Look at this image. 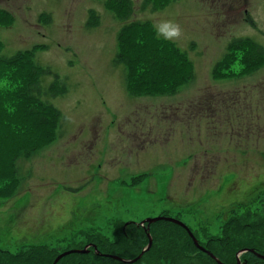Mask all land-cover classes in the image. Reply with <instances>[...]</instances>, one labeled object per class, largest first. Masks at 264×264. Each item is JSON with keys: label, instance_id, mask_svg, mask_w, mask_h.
Wrapping results in <instances>:
<instances>
[{"label": "rangeland", "instance_id": "obj_1", "mask_svg": "<svg viewBox=\"0 0 264 264\" xmlns=\"http://www.w3.org/2000/svg\"><path fill=\"white\" fill-rule=\"evenodd\" d=\"M116 2L0 0V162L15 160L0 163V264L36 248L52 264H124L148 244L134 225L152 248L130 264H155L186 232L162 220L152 243L158 216L222 264L223 226L264 222V0ZM165 22L180 35L158 33ZM115 231L124 253L106 250Z\"/></svg>", "mask_w": 264, "mask_h": 264}, {"label": "trees", "instance_id": "obj_2", "mask_svg": "<svg viewBox=\"0 0 264 264\" xmlns=\"http://www.w3.org/2000/svg\"><path fill=\"white\" fill-rule=\"evenodd\" d=\"M116 1H117L116 3L120 2V0H116ZM92 21L93 20L91 19V16H90V24ZM30 89H31V91L29 92L28 95L31 99H32V97H35L34 93H36L37 95H40L41 90L38 88L37 84H32L30 86ZM27 90L29 91V88H27ZM63 93H64L63 87L51 85L50 90H47L45 92V96L46 97H55V96L63 95ZM27 106H28V104H23V106H22L23 107V110H22L23 119L25 120V122H28V123L31 122L32 124H36L37 129L42 128V130H43L42 138L44 139V141H47L49 138V131L52 128V126H47V127L41 126V120L36 119L33 112H30L27 110ZM11 156L12 155H10V157ZM12 161H15L14 156H12L8 160H4L0 163H2L4 169L7 170V168L10 167ZM11 172H12V170H11ZM14 173L15 172L13 169V174ZM160 222L161 221L152 223L149 226L150 227L149 233L152 237V243H153V235H152L151 228L155 224L160 223ZM243 222L244 221H240L237 218H235L234 220L233 219L230 220L228 222V224L223 226V229L221 230L220 240L214 241L219 246L218 249H219L220 253H218L219 255H216V256L222 264H236V255L238 254V252L244 251V250H251V251H247L246 253H244L240 256V259L245 261L246 264H264V261L261 259V257H259V256H264V249L261 247V244L256 243V241H255V239L257 238V236H255V235L258 232H259V234L264 233L263 231H261L262 228L264 230V222H262L260 225L261 227L257 228V229L253 228L251 226H247V224L241 225ZM166 226L169 227L168 229L184 231L181 227H179L175 224H172V223H166ZM130 230H134L133 232L135 233V238L138 239L140 242H142V240L144 238L148 241V238H146L147 237L146 235L148 233L145 232L144 229H141L140 227H137L134 225V227L130 228ZM124 232L125 231L120 230L121 235H123ZM114 236H115L114 239L118 241V245H116L115 242H111L107 246L106 250L108 249L112 252L113 250L118 249L119 253H121V252L124 253V251L121 248L123 246L121 243H123V242H121V240L120 241L118 240V237H119L118 231H115ZM195 238H196V236H195ZM126 240H128L127 237L125 238V241ZM97 242L100 243L99 240H97ZM102 243H104V241H102ZM198 243L201 245V243L199 241H198ZM123 244H126V243H123ZM204 246H206V248L208 249V246H210V243L205 244ZM150 248H152V246ZM141 249H142V247L140 248V246L138 245L137 250L136 251L133 250V252H132L133 256L134 257L138 256ZM183 250H186L187 251L186 253H190L191 256L183 257V255L180 254V252H182ZM173 251H175L174 255H172ZM149 252L147 253L146 257H145V255L142 256L144 258V260H150L149 258L151 255L148 256ZM194 252H196V249L194 248V245H193L190 237H188L187 233L185 232V240L183 241L181 247H178L177 245H175V246L171 247V250H169V247L166 246L165 251H164L166 257H161V258H157V259H153V260H155V264H175V263H177V264H214L215 263L214 261L212 263L209 260H204L205 258H203V256L199 255L197 252H196L197 254ZM10 258L15 259V260H10V262L22 263V264H28V263L29 264H31V263L52 264V261L54 260L47 253H44L43 250L40 248L32 249L31 251L27 252L23 256H19V257H15V258L10 256ZM141 258L139 260H141ZM101 259H103V258H101ZM76 260H79V258ZM103 260H106V259H103ZM99 261L97 262V264H101ZM5 262H7V260H5ZM63 263H65V262H63ZM63 263H61V264H63ZM91 264H95V262H93V263L91 262ZM114 264H118V262H115Z\"/></svg>", "mask_w": 264, "mask_h": 264}, {"label": "water", "instance_id": "obj_3", "mask_svg": "<svg viewBox=\"0 0 264 264\" xmlns=\"http://www.w3.org/2000/svg\"><path fill=\"white\" fill-rule=\"evenodd\" d=\"M162 220L168 221V222H170V223H173V224H175V225H177V226L183 228V229L187 232L188 236L190 237L191 241H192L193 244L196 246V248H199L200 250H202V249L198 246V243H197L196 239L194 238V236L191 234V232L188 230V228H187L182 222H179V221H177V220H175V219H172V218H162V217L159 216V217H156V218L147 219L145 223H146L147 226L149 227L152 223H155V222H158V221H162ZM147 238H148V244H147L146 248L143 249V250L141 251V253L138 255L137 258H135V259L132 260V261H125V260H124V261H121V262H123V263H129V264H130V263H134L136 260H139V259L142 257L143 253H145V252L149 249V247H150V245H151V240H150V238H149L148 235H147ZM246 251H249V250H244V251H241L240 253H242V252H246ZM250 251H251V250H250ZM80 252L82 253V251H80ZM73 253H75V252H73ZM62 256H64V254L60 255L59 257H62ZM259 257H261V258L264 259V256H259ZM118 260H119V259H118ZM236 261H237V264H240L238 260H236ZM216 262H217V261H216ZM244 263H245V262H244Z\"/></svg>", "mask_w": 264, "mask_h": 264}, {"label": "clouds", "instance_id": "obj_4", "mask_svg": "<svg viewBox=\"0 0 264 264\" xmlns=\"http://www.w3.org/2000/svg\"><path fill=\"white\" fill-rule=\"evenodd\" d=\"M157 32L163 34L165 39L178 37L180 35V28L178 25L172 22H165L158 27Z\"/></svg>", "mask_w": 264, "mask_h": 264}, {"label": "bare ground", "instance_id": "obj_5", "mask_svg": "<svg viewBox=\"0 0 264 264\" xmlns=\"http://www.w3.org/2000/svg\"><path fill=\"white\" fill-rule=\"evenodd\" d=\"M205 119L208 121V120H209V117H205ZM72 229H74V226H73L71 229H68V228H67L68 231H71ZM46 244H47V243H46Z\"/></svg>", "mask_w": 264, "mask_h": 264}, {"label": "flooded vegetation", "instance_id": "obj_6", "mask_svg": "<svg viewBox=\"0 0 264 264\" xmlns=\"http://www.w3.org/2000/svg\"><path fill=\"white\" fill-rule=\"evenodd\" d=\"M138 227V226H137Z\"/></svg>", "mask_w": 264, "mask_h": 264}]
</instances>
